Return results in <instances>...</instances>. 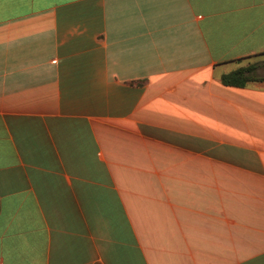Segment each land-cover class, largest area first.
<instances>
[{
  "label": "crops",
  "instance_id": "obj_1",
  "mask_svg": "<svg viewBox=\"0 0 264 264\" xmlns=\"http://www.w3.org/2000/svg\"><path fill=\"white\" fill-rule=\"evenodd\" d=\"M259 52L264 0H0V264H264Z\"/></svg>",
  "mask_w": 264,
  "mask_h": 264
},
{
  "label": "trees",
  "instance_id": "obj_2",
  "mask_svg": "<svg viewBox=\"0 0 264 264\" xmlns=\"http://www.w3.org/2000/svg\"><path fill=\"white\" fill-rule=\"evenodd\" d=\"M260 54L264 55V52H259L254 55H260ZM250 56L251 55H248L246 57L249 58ZM258 64H259L258 61L257 62L248 61L247 64L240 65L233 70L222 73L220 79L224 84L235 85V86H243L252 80H264V74L261 75L255 73Z\"/></svg>",
  "mask_w": 264,
  "mask_h": 264
},
{
  "label": "rangeland",
  "instance_id": "obj_3",
  "mask_svg": "<svg viewBox=\"0 0 264 264\" xmlns=\"http://www.w3.org/2000/svg\"><path fill=\"white\" fill-rule=\"evenodd\" d=\"M255 73H258V74H264V65H260V67L257 69V71Z\"/></svg>",
  "mask_w": 264,
  "mask_h": 264
}]
</instances>
